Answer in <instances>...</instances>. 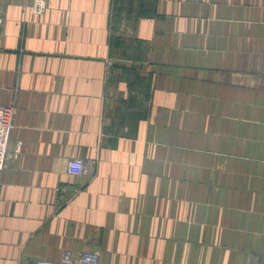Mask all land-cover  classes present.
Returning <instances> with one entry per match:
<instances>
[{
  "label": "crops",
  "instance_id": "obj_1",
  "mask_svg": "<svg viewBox=\"0 0 264 264\" xmlns=\"http://www.w3.org/2000/svg\"><path fill=\"white\" fill-rule=\"evenodd\" d=\"M44 1L0 0V264H264V0Z\"/></svg>",
  "mask_w": 264,
  "mask_h": 264
},
{
  "label": "built area",
  "instance_id": "obj_2",
  "mask_svg": "<svg viewBox=\"0 0 264 264\" xmlns=\"http://www.w3.org/2000/svg\"><path fill=\"white\" fill-rule=\"evenodd\" d=\"M45 1L37 0L36 12L43 13L45 10ZM4 26V18L0 10V31ZM14 108L0 104V170H3L7 165L10 157L9 145L14 129ZM90 166L82 159H74L69 163V172L71 174L83 175L87 174ZM37 264H100L99 252H85L79 259L74 260L71 257L65 258L62 262L56 263L48 260H42Z\"/></svg>",
  "mask_w": 264,
  "mask_h": 264
}]
</instances>
